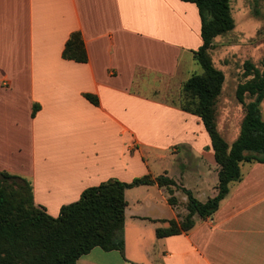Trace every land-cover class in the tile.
<instances>
[{"label":"crops","instance_id":"1","mask_svg":"<svg viewBox=\"0 0 264 264\" xmlns=\"http://www.w3.org/2000/svg\"><path fill=\"white\" fill-rule=\"evenodd\" d=\"M74 32L86 64L63 59ZM202 46L198 8L181 0H0V171L28 179L54 218L88 188L152 176L153 159L201 202L215 197L220 167L202 122L158 99L185 83ZM184 156L196 165L179 167ZM241 172L212 217L165 238L162 221L188 213L182 190L176 207L157 185L127 190L124 257L95 248L77 264H264V164Z\"/></svg>","mask_w":264,"mask_h":264},{"label":"trees","instance_id":"2","mask_svg":"<svg viewBox=\"0 0 264 264\" xmlns=\"http://www.w3.org/2000/svg\"><path fill=\"white\" fill-rule=\"evenodd\" d=\"M195 4L201 18L203 46L194 52L201 74H193L182 86L183 102L179 109L196 116L202 122L210 140L219 170L217 194L206 202L192 191L181 188L166 174L145 175L131 183L109 180L98 187L86 189L80 200L62 207L56 218L37 206L32 183L21 176L0 171V264H77L95 248L105 252L125 253V211L127 190L141 186L164 189L168 203L178 205L176 192L186 196L187 214L181 222L162 221L168 227L158 228L157 238L190 232L195 216L212 217L229 193L230 184L242 178L243 163L264 164V120L260 109L264 102V57L262 70L245 64V83L237 87L236 97L245 113L237 140L228 144L220 133L216 106L225 83L224 73L217 69L209 51L216 38L235 28L231 13L232 0H181ZM63 59L79 64L89 61L81 32H74L66 42ZM84 97L99 106L96 96ZM250 102H246V100ZM37 107L34 109L35 115Z\"/></svg>","mask_w":264,"mask_h":264},{"label":"rangeland","instance_id":"3","mask_svg":"<svg viewBox=\"0 0 264 264\" xmlns=\"http://www.w3.org/2000/svg\"><path fill=\"white\" fill-rule=\"evenodd\" d=\"M231 13L235 22L234 30L216 38L213 42V48L209 51L213 65L225 75L224 87L216 110L220 133L229 143L237 139L244 118L245 110L243 105L238 102L236 92L240 84L250 79L245 78V64L247 62L251 63L257 69L262 70L264 57V0H232ZM190 63L188 71L181 72L179 80L182 82H186L187 78H190L193 74L203 72L196 61H190ZM182 67L185 68V63L182 64ZM183 84L180 88H175L176 90L171 89L161 93L158 99L167 105L179 108L184 99L182 95ZM246 102L248 103L250 100L247 99ZM260 109L264 120V102L261 104ZM182 162L189 167L197 163L192 156L179 158L177 165L180 167ZM245 167H249V165L246 164ZM175 170L177 169L175 168ZM175 170L167 160H151V173L154 177L164 175L168 171V176L175 178ZM189 186L186 187L189 188ZM146 194L161 203L162 198L158 194L154 192ZM183 197L186 202V196L181 191L179 199L183 201ZM206 198L201 197L200 200H206ZM161 207L165 209V206L161 205Z\"/></svg>","mask_w":264,"mask_h":264}]
</instances>
